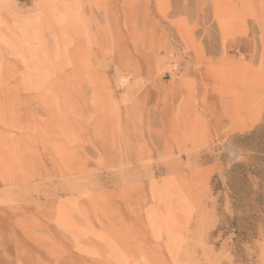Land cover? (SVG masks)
Segmentation results:
<instances>
[{
  "label": "rangeland",
  "instance_id": "obj_1",
  "mask_svg": "<svg viewBox=\"0 0 264 264\" xmlns=\"http://www.w3.org/2000/svg\"><path fill=\"white\" fill-rule=\"evenodd\" d=\"M0 264H264V0H0Z\"/></svg>",
  "mask_w": 264,
  "mask_h": 264
}]
</instances>
